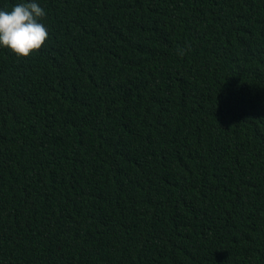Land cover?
<instances>
[{
	"label": "trees",
	"instance_id": "trees-1",
	"mask_svg": "<svg viewBox=\"0 0 264 264\" xmlns=\"http://www.w3.org/2000/svg\"><path fill=\"white\" fill-rule=\"evenodd\" d=\"M38 3L41 48H0V264H264V0Z\"/></svg>",
	"mask_w": 264,
	"mask_h": 264
},
{
	"label": "clouds",
	"instance_id": "clouds-1",
	"mask_svg": "<svg viewBox=\"0 0 264 264\" xmlns=\"http://www.w3.org/2000/svg\"><path fill=\"white\" fill-rule=\"evenodd\" d=\"M45 15L38 0H20L10 10L0 9V48L25 57L40 49L48 37Z\"/></svg>",
	"mask_w": 264,
	"mask_h": 264
}]
</instances>
